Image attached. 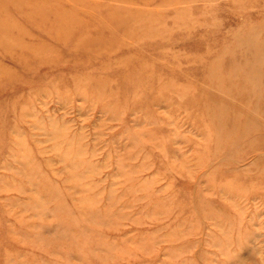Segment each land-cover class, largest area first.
Returning <instances> with one entry per match:
<instances>
[{"label": "rangeland", "instance_id": "1", "mask_svg": "<svg viewBox=\"0 0 264 264\" xmlns=\"http://www.w3.org/2000/svg\"><path fill=\"white\" fill-rule=\"evenodd\" d=\"M0 264H264V0H0Z\"/></svg>", "mask_w": 264, "mask_h": 264}]
</instances>
